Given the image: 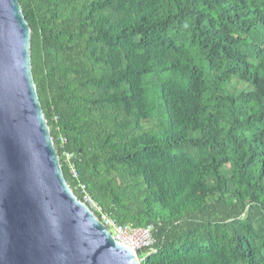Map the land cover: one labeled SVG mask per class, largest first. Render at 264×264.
Here are the masks:
<instances>
[{
	"label": "trees",
	"instance_id": "obj_1",
	"mask_svg": "<svg viewBox=\"0 0 264 264\" xmlns=\"http://www.w3.org/2000/svg\"><path fill=\"white\" fill-rule=\"evenodd\" d=\"M20 2L78 198L152 226L141 264H264V0Z\"/></svg>",
	"mask_w": 264,
	"mask_h": 264
},
{
	"label": "water",
	"instance_id": "obj_2",
	"mask_svg": "<svg viewBox=\"0 0 264 264\" xmlns=\"http://www.w3.org/2000/svg\"><path fill=\"white\" fill-rule=\"evenodd\" d=\"M20 0H0V264H141L67 182Z\"/></svg>",
	"mask_w": 264,
	"mask_h": 264
},
{
	"label": "built area",
	"instance_id": "obj_3",
	"mask_svg": "<svg viewBox=\"0 0 264 264\" xmlns=\"http://www.w3.org/2000/svg\"><path fill=\"white\" fill-rule=\"evenodd\" d=\"M70 155L67 154V160L69 161ZM71 171L76 176L77 172L74 165L70 162ZM78 187L83 193V201L88 203L94 212L101 213V220L108 227L109 231L113 229V236L125 244L129 245L134 251L137 252L138 249H153L155 244V238L153 236L152 226L147 227H131L129 225H120L110 216L102 212L101 207L97 202H95L87 191L85 184H79Z\"/></svg>",
	"mask_w": 264,
	"mask_h": 264
},
{
	"label": "rangeland",
	"instance_id": "obj_4",
	"mask_svg": "<svg viewBox=\"0 0 264 264\" xmlns=\"http://www.w3.org/2000/svg\"><path fill=\"white\" fill-rule=\"evenodd\" d=\"M111 232L113 233V229H111Z\"/></svg>",
	"mask_w": 264,
	"mask_h": 264
}]
</instances>
